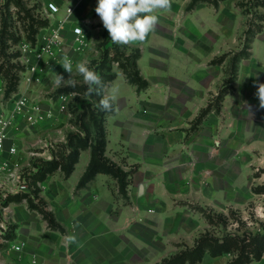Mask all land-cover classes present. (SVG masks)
<instances>
[{
    "label": "crops",
    "instance_id": "obj_1",
    "mask_svg": "<svg viewBox=\"0 0 264 264\" xmlns=\"http://www.w3.org/2000/svg\"><path fill=\"white\" fill-rule=\"evenodd\" d=\"M68 6L76 11L70 22H88L90 5L87 11L82 1ZM157 14L168 18L170 13ZM168 33L151 32L145 42L137 41V68L146 88L138 90L118 69L106 88L105 94L117 90V100L114 113L105 120V156L128 173L125 196L105 173L78 186L91 160L90 149L82 150L68 177L56 169L40 181L37 196L30 197L42 202L57 227H50L28 198L18 195L13 205L14 240L25 247L20 253L5 251L1 260L32 264L34 256L37 264H161L180 250L169 254V245L181 247L190 239L184 233L196 230L184 224L180 204L213 203L221 195L220 182L230 186L226 165L217 172L212 163L220 150L221 155L230 153L224 141L219 148L213 146L218 143V114L208 111L196 124L213 89L206 80L213 72L208 65L213 56L175 50ZM229 96L219 105L223 117L229 111ZM221 130L223 135L227 131Z\"/></svg>",
    "mask_w": 264,
    "mask_h": 264
},
{
    "label": "rangeland",
    "instance_id": "obj_2",
    "mask_svg": "<svg viewBox=\"0 0 264 264\" xmlns=\"http://www.w3.org/2000/svg\"><path fill=\"white\" fill-rule=\"evenodd\" d=\"M78 1L87 5L85 11L90 5L86 12L88 22L79 25L85 33V45L81 50L69 46L73 40L72 29L76 26V22L69 20L74 19L76 11L70 16L65 13L71 2ZM49 4L58 6V12L50 13ZM96 5L97 0H0V104L11 96H5L7 77L18 81L20 71L25 75L24 63L33 59L30 54L23 56L24 45H35L45 35L59 37L55 55L45 59L48 71L43 72L42 83L27 88L29 95L41 97L42 110L53 108L59 116L30 126L22 115H17L18 130L13 131L22 154L12 163L22 166V176L31 187L36 183L33 166L47 162L45 158L50 152L41 148L46 143L64 144L70 132L81 134L84 130L79 127L81 122L77 118L94 107L90 96L83 98L87 85L75 68L74 88H56L53 78L48 81L55 73L63 75L65 80L70 78L60 65L62 55L76 54L77 59L69 58L74 67L78 62H86L100 74L104 85L101 97L105 95L116 69L123 73L121 68L124 66L131 77L137 74L136 60L141 54L139 42L121 45L109 39L107 58L102 60L105 53L103 43L109 34L95 13ZM157 13L159 10L154 14ZM168 14V18L157 14L159 24L154 32L168 29L175 50H201L213 56L208 64L213 72L206 79L210 80L213 89L206 109L218 114V133L214 136L218 143L213 146L219 148L224 141L230 153L221 155L220 150L212 163L217 172L225 164L231 176L230 186L225 187L219 180L221 195L213 203L184 201L180 204L178 210L183 212L184 224L198 231L185 232L190 239L181 247L170 248L169 245L168 253L177 249H180L178 252L191 251L199 238L210 236L220 241L215 249H219L216 248L218 244H225L224 249L230 251L216 257L205 253L204 256H208L193 264H264V108H260L256 96V86L264 83V0H171ZM155 43L153 47H157L159 40ZM224 91H227L225 95L222 94ZM227 95H230L229 111L223 117L219 105ZM8 109H12V105L9 104ZM107 117L97 118L96 123L91 121V128L101 126L106 129ZM223 127L227 129L224 135ZM53 153L56 160H60L64 151L55 146ZM36 192L39 189L34 191L31 188L30 194L35 196Z\"/></svg>",
    "mask_w": 264,
    "mask_h": 264
},
{
    "label": "built area",
    "instance_id": "obj_3",
    "mask_svg": "<svg viewBox=\"0 0 264 264\" xmlns=\"http://www.w3.org/2000/svg\"><path fill=\"white\" fill-rule=\"evenodd\" d=\"M48 10L50 13L58 12L59 7L54 4H49ZM74 11V7H67L65 13L70 16ZM81 28L82 32L78 33L77 29ZM73 40L70 48L81 50L85 45L84 29L80 26H75L72 29ZM59 46L58 35L50 34L42 37V41L33 44L26 43L21 52L23 56L30 54L33 58L31 62L27 61L25 75L22 71L19 72L17 81V92L11 93V96L0 108V256L9 251L12 253H20L25 247L24 242L15 243L14 240V210L13 205L15 200H10L12 195L30 194L31 188L40 189L41 182L38 181L34 185L29 184L22 174V166L18 163H12L13 159H17L21 155V149L14 139L13 131H17V115H22L30 126L46 122L47 120L55 119L59 116V112L53 108L42 110L40 106V98L29 95L27 88L32 85L42 83L43 72L48 71L45 59L55 55L54 50ZM42 63V66L39 65ZM62 99L65 96H61ZM12 105V109H8V105ZM1 105V104H0ZM58 114V115H57ZM81 135H83L81 133ZM66 143V142H65ZM64 143V144H65ZM60 144L55 146L62 148ZM55 146L53 143H46L42 150L47 152L46 160H56V155L53 153ZM65 152H69L66 149ZM33 153V152H32ZM35 172L37 166H33ZM32 179V177H31ZM35 194V193H34ZM34 197L30 194L29 197ZM0 264H7L0 258ZM32 264H37L36 258L33 256Z\"/></svg>",
    "mask_w": 264,
    "mask_h": 264
},
{
    "label": "trees",
    "instance_id": "obj_4",
    "mask_svg": "<svg viewBox=\"0 0 264 264\" xmlns=\"http://www.w3.org/2000/svg\"><path fill=\"white\" fill-rule=\"evenodd\" d=\"M109 39H111L110 36L106 37L103 43V46L105 47V51H104L105 53L103 54L104 57L102 60H105L107 58V52L110 46L108 45L110 41ZM34 40L35 39H33V41ZM139 56L137 57V60ZM121 69L127 81L135 85L138 90H143L144 88L147 87L148 83L140 76L138 68L136 72L137 74H135L133 77H131L126 72V68L124 66H122ZM114 77L115 74L111 79H114ZM224 87L225 85H223L222 89H224ZM16 90H17V81L15 79L13 80L11 77L10 78L7 77V88L5 91L6 98H8L10 94L15 92ZM86 90L87 88L85 89L84 93L86 92ZM226 93L227 91H224L222 94L225 95ZM101 95L102 94H100V96H97L93 94L92 96H90V98L93 100V105H94L93 109H90L89 111H84V113L80 114L78 118L76 117L77 121L81 122V125L79 127H81L84 130L81 132L83 135L78 134L76 132L68 133L66 136V143L64 145H61L64 153H62L60 160L47 161L44 162L41 166L39 167L37 166L38 170L35 172V175L33 176L36 182L43 181L48 174H51L58 168L62 170L65 177H68L73 171L75 164L78 162L80 152L85 149H90L91 160L85 173L83 174L81 180L79 181L78 186L84 187L88 182L93 180L98 173H105L111 175L117 181L121 195L125 196L128 173L124 172L120 167H118L116 164H114L105 156V149H106L105 128L101 126L91 128L92 125L91 121L92 123H96L97 118L103 115L109 116L114 113V110L106 112V111H102L99 107L96 106L98 104L99 99L101 98ZM207 112L208 109H205L201 112V114L196 120V124L201 122V120L203 119V117ZM85 121H87V123L86 124L84 123L83 125V122ZM65 149H68L69 152L68 153L65 152ZM37 194L38 193L36 192L35 195L37 196ZM22 196L26 197L24 195ZM17 198L18 195L10 196V200H15ZM27 198L29 201V206L41 212L44 218L48 221L50 227H57L51 215L43 210L42 202L37 204L33 202V200L29 196H27ZM218 242L220 241L210 238V236H202L197 240L194 249H192L191 251L177 252L176 254L170 256L169 258L164 259L161 264H185V262H188L187 264H193L201 261L205 253H208L212 257H216L223 254L226 251L228 252L230 251L229 249H224L226 248L224 247L225 244H221V245L218 244L216 248L219 249L218 250L215 249V245Z\"/></svg>",
    "mask_w": 264,
    "mask_h": 264
},
{
    "label": "clouds",
    "instance_id": "obj_5",
    "mask_svg": "<svg viewBox=\"0 0 264 264\" xmlns=\"http://www.w3.org/2000/svg\"><path fill=\"white\" fill-rule=\"evenodd\" d=\"M157 10L166 13L171 10V0H97L95 13L99 16L103 27L107 30L111 41L115 44L129 45L132 42H145L151 32H154L159 24ZM82 32L81 28L77 29ZM70 78L65 80L63 75L56 74L54 85L56 88L76 86L73 79V64L68 57H64L60 64ZM75 71L82 76L83 82L87 85L84 97L93 94L100 96L104 87L100 74L90 68L86 62H78ZM256 96L259 99L260 108H264V83L257 86ZM116 89L109 94L103 95L96 105L102 111H113V103L117 100ZM71 241L73 238L68 237Z\"/></svg>",
    "mask_w": 264,
    "mask_h": 264
}]
</instances>
